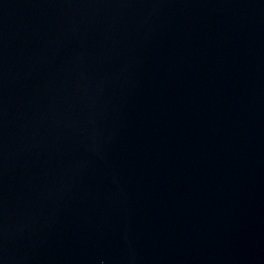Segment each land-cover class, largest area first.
Segmentation results:
<instances>
[{"label": "water", "instance_id": "water-1", "mask_svg": "<svg viewBox=\"0 0 264 264\" xmlns=\"http://www.w3.org/2000/svg\"><path fill=\"white\" fill-rule=\"evenodd\" d=\"M0 264H264V0H0Z\"/></svg>", "mask_w": 264, "mask_h": 264}]
</instances>
